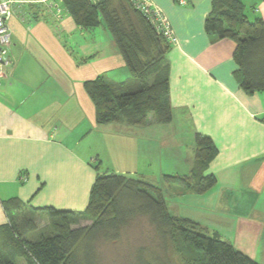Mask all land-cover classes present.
<instances>
[{
    "label": "crops",
    "instance_id": "crops-1",
    "mask_svg": "<svg viewBox=\"0 0 264 264\" xmlns=\"http://www.w3.org/2000/svg\"><path fill=\"white\" fill-rule=\"evenodd\" d=\"M12 1L11 64L0 79V227L13 199L38 230L37 215L49 220L44 208L83 212L97 175L116 173L155 184L184 206L172 214L167 201L172 215L264 264V91L241 88L236 43L206 32L212 0H152L177 38L166 58L173 120L144 126L97 123L85 84L133 79L104 25L83 29L62 0ZM240 1L249 20H264V0ZM196 134L217 150L206 172L217 183L204 194L167 179L192 175Z\"/></svg>",
    "mask_w": 264,
    "mask_h": 264
},
{
    "label": "trees",
    "instance_id": "trees-1",
    "mask_svg": "<svg viewBox=\"0 0 264 264\" xmlns=\"http://www.w3.org/2000/svg\"><path fill=\"white\" fill-rule=\"evenodd\" d=\"M62 1L78 26L94 29L104 25L108 29L133 76L122 83L98 78L85 84L96 107L97 123H171L166 58L172 44L129 0ZM205 30L236 43V79L241 88L250 94L264 91V20H249L240 0H212ZM195 139L196 165L192 175L167 179L204 194L217 183L215 176L206 173L217 150L208 137L196 134ZM4 207L9 223L0 227V264H18L10 260L14 255L24 258L26 264H99L98 244L119 242L124 228L138 217L148 219L161 242L159 249L163 248L167 255L169 250L176 253L181 264H259L222 240L218 233L209 234L197 222L172 215L160 188L116 173L97 175L83 212L44 208L51 231L37 234L35 239L32 236L39 230L32 219L25 218V204L13 199ZM78 216L92 224L79 227ZM136 264L172 263L151 251L147 256L139 253Z\"/></svg>",
    "mask_w": 264,
    "mask_h": 264
},
{
    "label": "rangeland",
    "instance_id": "rangeland-1",
    "mask_svg": "<svg viewBox=\"0 0 264 264\" xmlns=\"http://www.w3.org/2000/svg\"><path fill=\"white\" fill-rule=\"evenodd\" d=\"M104 170L105 167H102L101 171L103 172ZM172 187L182 188L178 185H173ZM175 194L176 193L172 194L173 198L175 197ZM190 198L193 199L194 197L192 196ZM167 201L170 205L169 207L171 208L170 211L172 214L178 213L173 210L176 209V207H178L177 209L180 210L184 208V206H174V203H171L169 199ZM37 216L39 231L35 235L33 234V238H37L38 235L42 234L44 231L46 235L51 231L49 229L51 227L49 225L50 221L48 220L47 214H40ZM78 219L79 227H86L92 224L90 220H87L84 217L78 216ZM160 245L161 242L156 237L148 219L146 217H138L134 219L126 228H124L121 240L119 242L110 243L102 241L98 244L99 264H136V259L139 253L144 252L147 256L151 251L158 252L162 259L166 258L172 264H181L176 253L169 250L167 255L163 248L159 249ZM11 257L12 258H10V260H16L18 264L27 263L24 258H21L17 255Z\"/></svg>",
    "mask_w": 264,
    "mask_h": 264
},
{
    "label": "built area",
    "instance_id": "built-area-1",
    "mask_svg": "<svg viewBox=\"0 0 264 264\" xmlns=\"http://www.w3.org/2000/svg\"><path fill=\"white\" fill-rule=\"evenodd\" d=\"M42 3L49 0H39ZM135 10L147 18L156 32L166 38L171 44L177 43V38L170 26L166 15L157 7L152 0H129ZM179 3H185V0H176ZM12 0H0V79L4 77V69L11 64L6 59L8 48H10L11 31L8 25V18L12 10ZM26 179V178H23Z\"/></svg>",
    "mask_w": 264,
    "mask_h": 264
}]
</instances>
